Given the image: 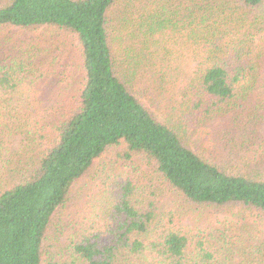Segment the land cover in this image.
I'll use <instances>...</instances> for the list:
<instances>
[{
  "label": "trees",
  "instance_id": "1",
  "mask_svg": "<svg viewBox=\"0 0 264 264\" xmlns=\"http://www.w3.org/2000/svg\"><path fill=\"white\" fill-rule=\"evenodd\" d=\"M42 27L71 44L0 38V264H43L55 216L112 147L142 158L174 206L118 183L80 230L71 216V259L50 264H264L248 225L210 241L177 224L190 207L264 215L254 133L208 126L264 92V0H0V31Z\"/></svg>",
  "mask_w": 264,
  "mask_h": 264
},
{
  "label": "rangeland",
  "instance_id": "2",
  "mask_svg": "<svg viewBox=\"0 0 264 264\" xmlns=\"http://www.w3.org/2000/svg\"><path fill=\"white\" fill-rule=\"evenodd\" d=\"M1 35L2 37L6 36V38H9L10 45L12 44V39L18 46L21 45V39L25 41L27 45L39 41L40 39L47 41L54 39V41H59L58 46L67 45V43L68 45L71 44L69 42L70 37L68 38L55 29L45 27L29 31L3 29L0 31V38ZM161 38H163V40H161L160 47L169 48L173 46V42L167 37L162 36ZM61 42L64 44H61ZM44 70H46V68H44ZM47 73L46 71V74ZM57 82L58 80L53 83ZM49 85H51V83L43 79L38 86L48 87ZM30 91L24 87L22 94L31 95ZM243 106L244 107L233 111V113L208 124L209 130L214 133L217 131L216 134H218V137L222 135L235 137V140L238 142H240V140L245 141L243 140L245 133H254L253 144L249 143V146L251 148H253L252 146L261 148L260 152L262 153V151H264V92L262 95L259 93L253 94L250 101ZM19 144L20 141L17 140L13 146L17 147ZM257 151L259 152L258 148ZM124 152L125 150L123 147L109 148L106 154L101 156V159L94 163L93 168L84 178L76 184L70 196L68 209H61L50 226L44 244V253H42L43 264L71 259V242L75 239L78 240L79 235L76 236L72 230H68L66 224L72 220L70 219L71 216L75 217L77 219L74 228L80 230L85 223V219L82 215L85 212L93 211V207L96 204L95 201H102L103 197H105V193L106 196H108L111 189L118 183L124 184L126 181H131L135 187H138L136 192L140 196L141 192L145 190L146 192L144 193L147 195L142 197L150 195L153 200L159 203L158 206H174V195L172 193H167L165 187L158 182L157 177L152 173L151 168L140 162L142 158L136 157V161H128L127 158H123ZM220 154L221 157L225 156V150L221 149ZM255 154L256 152L254 153V151H252V154L249 153L245 155L257 162L261 158L257 157V155L254 157ZM195 210H197L196 207L188 208L182 222H177L178 227L183 228L192 237L200 235L202 231L210 241H215L217 235L221 233L222 224L230 223L231 228L248 225L253 236L264 238V215L258 212L250 210L244 211L237 208L227 213L206 208L200 209L198 212H194ZM60 219L62 220V224L60 223ZM100 223L103 224L104 222L100 221Z\"/></svg>",
  "mask_w": 264,
  "mask_h": 264
}]
</instances>
